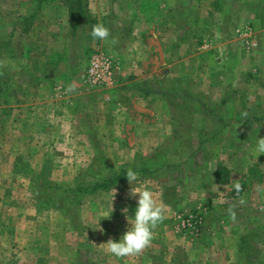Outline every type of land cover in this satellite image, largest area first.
Returning <instances> with one entry per match:
<instances>
[{
	"label": "rangeland",
	"instance_id": "374dc122",
	"mask_svg": "<svg viewBox=\"0 0 264 264\" xmlns=\"http://www.w3.org/2000/svg\"><path fill=\"white\" fill-rule=\"evenodd\" d=\"M81 9L88 18H78ZM262 22L264 0H0V264H264V154L255 153L257 138L264 136ZM97 23L109 29L107 41L90 35ZM153 30H159L165 48L189 32L180 52L201 54L192 65L198 83L201 61L214 76L222 77L220 70H226L224 77L236 71L233 79L224 81L222 94H240L243 102L226 103L225 112L243 108L250 116L226 120L224 140L179 138L182 143L203 140L215 146L223 140L225 151L217 167H226L221 173L230 182L221 200L235 202L242 216L257 221V229L239 239L235 232V239L231 235L218 246L215 239H205L198 254L191 248L198 245L201 228L196 234L180 221L199 211L203 223L204 202L196 201L188 212L163 204L166 218L154 230L151 245L139 256L121 259L103 247L110 238L119 240L129 227L126 216L131 219L137 205V198L129 196L131 187L148 185L160 202L175 186V172L183 175L187 154L170 148L175 136L127 133L143 130L124 113L139 87L130 63L141 55ZM246 37L255 42L252 47H247ZM226 44L239 56L222 54ZM204 48L211 54L204 56ZM95 52L117 57L120 65L121 58H127L129 76L122 78L119 72L108 87H86L79 76ZM73 81L78 87L69 92ZM171 123L158 121L162 129ZM160 143L166 150H151ZM128 169L138 174L131 185ZM197 170L204 174L208 168ZM102 180L108 186L90 189ZM236 181L242 186L239 193L233 187ZM76 183L81 190L75 194L63 189ZM187 187L180 188L185 192ZM110 212V218L102 217ZM236 218L238 214L233 222Z\"/></svg>",
	"mask_w": 264,
	"mask_h": 264
},
{
	"label": "crops",
	"instance_id": "0c3cea01",
	"mask_svg": "<svg viewBox=\"0 0 264 264\" xmlns=\"http://www.w3.org/2000/svg\"><path fill=\"white\" fill-rule=\"evenodd\" d=\"M259 27L260 37L264 39V22L259 24ZM156 33L153 30L151 38L145 40L141 55L136 58L135 64L133 61V63H130L133 66V74H136L133 79L137 80L139 87L136 90V97L131 101V105H128V111L124 114L126 118L129 116L136 119L140 126L143 127V130L141 129L142 131L140 130L136 133L132 129L131 131L128 130L127 133H130L134 137L139 135L175 136L176 138L172 139L173 143L169 144L170 148L175 149V152L183 151L187 153L183 159L185 162L183 175L178 176V172H175L174 180L172 181L175 186L170 189L169 195L166 194L159 199V203L170 205L172 209L188 212L190 208H193L196 201L204 202L202 204H205V211L202 213L204 215L200 233L198 232V245L191 248L192 252L199 254L202 250L200 244L205 239H209V242L215 239L218 246V244L223 243L222 239L227 241L231 235H234L233 239H235V232H237L236 239H239L244 232H247L249 235L256 232V220L250 219L246 215L242 216L241 213L243 211L236 208L237 204L235 202L221 200L224 195L228 194L229 189L227 185L230 181L220 182L216 175L218 156L225 151L223 142L226 135L225 121H239V119L249 117L250 113L244 116L243 114L246 112H241L243 108L232 114L225 112L226 103L228 105H235L243 102L240 94H237V96L235 94L231 96H224L222 94V88L226 87L224 81L233 79L236 71L231 73L232 77H230L231 75L224 77L226 70L224 72L220 70L223 73L222 77L214 76L213 69L205 70V65L201 61L199 65L201 68L200 81L198 83L193 77L196 73L193 72L192 65L198 61L197 56H199V59L201 58V54L192 52L187 55H183L184 53L181 55L180 52V43L183 40L189 39V32L187 35L175 39L173 47L169 48L161 46L159 30ZM222 48H224L221 49L222 54L228 53L233 57L239 56L234 51L235 48L230 45L226 44ZM202 50H205V52L202 51L205 54L204 56H208L209 53L211 54V50H208V48ZM186 52L188 51L186 50ZM123 58H121L120 73L122 74L121 77L125 78V76H129L130 71L126 69L129 68L127 58ZM217 68L220 69L218 65ZM202 70H205L204 74ZM208 75L211 77L209 80H207ZM223 77L224 79H222ZM126 83L124 81V84ZM255 99H251V102H257V98ZM246 102L244 101V104ZM133 104L138 106L137 110L133 108ZM251 118L255 117L252 116ZM160 120L172 121V123L169 126L165 124L162 129L158 125V121ZM125 125L128 126L127 123ZM148 129L152 131L146 132ZM234 130L235 127H233L232 133L235 132ZM237 130L239 132L240 129L238 128ZM183 136H216L220 140H223L216 146L204 143L203 140L196 144L189 143L188 140L182 143L183 140L179 137ZM163 141L167 140L164 138ZM131 144L135 145L134 142ZM139 148L142 151H149L152 147L148 149H145L146 147ZM155 149L166 150V147L165 144L160 143L151 150ZM211 152L215 153V155L212 156ZM209 153H211V158L206 157ZM181 160L178 156L176 162H180ZM203 168H208L204 174L197 170ZM168 183L170 182L168 181ZM182 185L183 187L188 185L185 192L183 188H180ZM190 196H197L200 200L198 198L195 200L191 199ZM230 208L235 212V217L237 214L239 215L240 218H236L238 223L237 221L233 222L235 217L232 218L230 216ZM234 223L239 224L242 228L240 229L239 226L235 227ZM244 228L247 230H244ZM182 247L187 248L186 244ZM172 251L176 255L174 250Z\"/></svg>",
	"mask_w": 264,
	"mask_h": 264
},
{
	"label": "clouds",
	"instance_id": "9594fccd",
	"mask_svg": "<svg viewBox=\"0 0 264 264\" xmlns=\"http://www.w3.org/2000/svg\"><path fill=\"white\" fill-rule=\"evenodd\" d=\"M90 35L93 39L107 41L110 37V31L103 25V23H97L92 25ZM112 42L116 43L114 38ZM77 87V82L73 81L69 85L67 91H74ZM243 115L247 116V113H244ZM255 153L257 157L260 154H264V136L257 138ZM126 177L128 183L131 185L132 182L137 180L138 174L132 169H128ZM233 187L237 193L242 191V186L238 181L234 182ZM115 194L116 189L114 188V191L112 192L111 212L113 211L112 201ZM129 196L137 198L134 216H132L131 219L126 216L129 227L119 240H113L110 238L104 242L103 247V251L121 259L139 256L147 247H149L154 239V230L166 218V209L164 205L157 201L154 197L153 191L148 185H141L137 188L131 187ZM240 203L244 204L245 201L241 199ZM123 211L127 213V208L123 209ZM111 212L104 213L102 217L110 218ZM229 214L232 218L235 217V212L231 208L229 209ZM97 229L103 232L100 225Z\"/></svg>",
	"mask_w": 264,
	"mask_h": 264
},
{
	"label": "built area",
	"instance_id": "2783aa9c",
	"mask_svg": "<svg viewBox=\"0 0 264 264\" xmlns=\"http://www.w3.org/2000/svg\"><path fill=\"white\" fill-rule=\"evenodd\" d=\"M243 36L249 33L243 32ZM244 42L247 47H252L255 42L248 37ZM120 61L117 57L103 52H95L90 55L87 64L80 73L79 79L86 87H108L115 82L116 73L120 72ZM183 228H189L192 232H198L202 224V215L199 211L189 213L181 218Z\"/></svg>",
	"mask_w": 264,
	"mask_h": 264
},
{
	"label": "trees",
	"instance_id": "16d2710c",
	"mask_svg": "<svg viewBox=\"0 0 264 264\" xmlns=\"http://www.w3.org/2000/svg\"><path fill=\"white\" fill-rule=\"evenodd\" d=\"M71 11H72V16H73V9H71ZM78 18L79 19H82V18H88L89 17V15L88 14H86L85 13V11H84V9L82 10H80V12H79V14H78ZM224 168H226V167H224V165H218V167H217V169H216V175H217V179L220 181V182H226L227 181V178L226 177H224V175H223V173H221V171L224 169ZM218 169L220 170L219 172H218ZM222 169V170H221ZM106 186H108V181H106V180H102V181H99V182H95V183H93V185H92V187L90 188L91 190H92V188H94V187H102V188H104V187H106ZM77 188H80V190H81V187H80V183H76V186L75 187H72V188H67V187H63V189H65V190H67L68 191V189L70 190L71 189V192L73 193V194H75V189H77Z\"/></svg>",
	"mask_w": 264,
	"mask_h": 264
}]
</instances>
